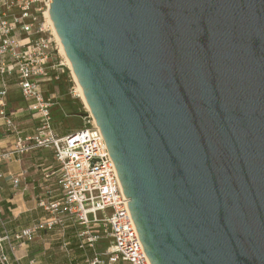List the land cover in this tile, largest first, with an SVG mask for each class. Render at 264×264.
<instances>
[{
  "label": "water",
  "instance_id": "95a60500",
  "mask_svg": "<svg viewBox=\"0 0 264 264\" xmlns=\"http://www.w3.org/2000/svg\"><path fill=\"white\" fill-rule=\"evenodd\" d=\"M151 264H264V0H52Z\"/></svg>",
  "mask_w": 264,
  "mask_h": 264
},
{
  "label": "built area",
  "instance_id": "2783aa9c",
  "mask_svg": "<svg viewBox=\"0 0 264 264\" xmlns=\"http://www.w3.org/2000/svg\"><path fill=\"white\" fill-rule=\"evenodd\" d=\"M52 0H0V117L13 144L0 150L1 163L20 159L37 149H52L60 166L57 172L45 174L48 183L57 173L56 186L48 184L36 198L45 217L33 221L16 232L10 246H22L38 238L43 231L68 222L82 227L78 233L81 248L90 247L86 264H151L142 244L130 199L121 185L118 170L108 152L106 141L94 117L80 130L60 136L53 124L52 108L57 97L46 93L44 85L59 81L71 67L61 54L59 41L50 29L47 13ZM49 31V35H46ZM15 77L28 102L26 112L37 120L33 135L25 136L17 114L8 111L9 79ZM7 173L0 168V181ZM23 173H9L13 186H18ZM0 203V221H3ZM107 239L109 247L97 249ZM3 239H0L2 241ZM15 242V243H13ZM0 262L8 255L0 244Z\"/></svg>",
  "mask_w": 264,
  "mask_h": 264
},
{
  "label": "crops",
  "instance_id": "0c3cea01",
  "mask_svg": "<svg viewBox=\"0 0 264 264\" xmlns=\"http://www.w3.org/2000/svg\"><path fill=\"white\" fill-rule=\"evenodd\" d=\"M9 82L8 111L17 114L22 134L31 136L36 130L37 120L26 112L28 102L23 97L21 87L15 77H11ZM53 94L57 97L56 105H59V109L62 110V104L60 106L59 101L60 91L57 90ZM19 98L21 100L17 101ZM54 125L60 136L76 131L72 128L65 131L62 124L60 125L62 127L58 128L56 120ZM12 141L13 136L6 133L4 119L0 117V150L9 148L13 144ZM59 166L54 151L44 148L37 149L19 160L1 163L0 168L7 173L5 179L0 181V203L3 211V221H0V239L3 240L0 244L8 255L6 264H86V255L93 253L90 247L81 248L78 233L82 227L72 222H68L65 229L57 226L52 230L43 231L38 238L22 246L14 244L15 249L10 246L16 232L33 221L47 216L43 208L37 205L36 198L42 193L45 185L57 187L56 178ZM51 171L57 173H54L50 182L47 183L45 174ZM9 173L13 175L23 173L18 186H13ZM7 235L11 240L5 238ZM109 243L107 239L101 240L96 244L97 249L105 250L109 247Z\"/></svg>",
  "mask_w": 264,
  "mask_h": 264
},
{
  "label": "rangeland",
  "instance_id": "374dc122",
  "mask_svg": "<svg viewBox=\"0 0 264 264\" xmlns=\"http://www.w3.org/2000/svg\"><path fill=\"white\" fill-rule=\"evenodd\" d=\"M48 23L51 24L50 20H48ZM51 32H54L53 26L50 29V34H51ZM46 35H49V31L47 32ZM61 47L63 48L62 45H61ZM59 49L61 50L60 46H59ZM63 50H61V54L64 56V54L62 53ZM68 73H69L68 77L71 78L73 83H71L69 85V90L67 92V97L65 99L69 100V102L73 106L74 110L69 111V110H66L65 108L60 110L59 105L54 106L53 110H52L53 111V122L55 123V120H56V124H57L58 128L62 127V126H60L62 124L63 127L65 128V131H68L71 128L76 129V130H80V128H84L86 125H89L92 122V118H91L92 113L89 110V108L85 102L84 95H82V93H80V90H79L80 86L77 83V80H75V76L73 74L72 69H70V71ZM57 82L58 81H49L47 84L44 85V89H45L47 94L48 93L53 94V93L57 92V90H59V87H55L57 85ZM19 100H21V98H19L17 101H19ZM59 101H60V106H61V104L64 105L66 102V100L63 102V100H61V98H59ZM64 114H66V115L63 118H61L62 115H64ZM6 133L8 134V131H6Z\"/></svg>",
  "mask_w": 264,
  "mask_h": 264
},
{
  "label": "trees",
  "instance_id": "16d2710c",
  "mask_svg": "<svg viewBox=\"0 0 264 264\" xmlns=\"http://www.w3.org/2000/svg\"><path fill=\"white\" fill-rule=\"evenodd\" d=\"M69 74V73H68ZM64 75L63 76V78L62 79H60L58 82H57V85L59 86V91H60V95H61V100H63V102L66 100V102H65V104L64 105H62V108L64 109H66V110H69V111H73L74 109H73V106L70 104V102H69V100L68 99H65L66 97H67V92H68V90H69V85L71 84V83H73L72 82V80H71V78L70 77H68L69 75ZM65 116V114L64 115H62V117L61 118H63ZM60 118V119H61ZM70 133H72V132H70ZM70 133H68V134H70Z\"/></svg>",
  "mask_w": 264,
  "mask_h": 264
},
{
  "label": "bare ground",
  "instance_id": "6f19581e",
  "mask_svg": "<svg viewBox=\"0 0 264 264\" xmlns=\"http://www.w3.org/2000/svg\"><path fill=\"white\" fill-rule=\"evenodd\" d=\"M47 17H48V20H50V22L52 23L53 30H54V34L56 35V37H57V39H58V41H59V44H60V48H61V50H63L64 48L61 47L62 43H61V41H60L59 36H58L57 33H56V30H55V27H54L53 21L51 20V17H50L49 11H48V13H47ZM62 46H63V45H62ZM62 53H63V54L65 55V57H66L67 64L72 68V65H70V62H69V60H68V58H67V56H66L65 50H63ZM75 80H76V78H75ZM77 83L79 84L78 80H77ZM79 86H80V84H79ZM79 88H80V89H79V90H80V93H82V95H83V91H82L81 86H80ZM84 98H85V95H84ZM85 102H86V98H85ZM86 104H87V102H86ZM87 106H88V104H87ZM88 108H89V107H88Z\"/></svg>",
  "mask_w": 264,
  "mask_h": 264
}]
</instances>
